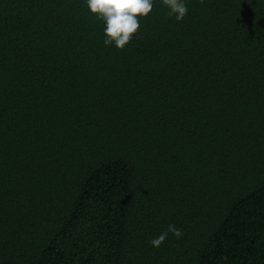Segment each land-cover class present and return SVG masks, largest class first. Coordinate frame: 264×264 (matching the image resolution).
I'll use <instances>...</instances> for the list:
<instances>
[{
    "label": "trees",
    "instance_id": "16d2710c",
    "mask_svg": "<svg viewBox=\"0 0 264 264\" xmlns=\"http://www.w3.org/2000/svg\"><path fill=\"white\" fill-rule=\"evenodd\" d=\"M187 2L0 0V264H264V0Z\"/></svg>",
    "mask_w": 264,
    "mask_h": 264
},
{
    "label": "clouds",
    "instance_id": "9594fccd",
    "mask_svg": "<svg viewBox=\"0 0 264 264\" xmlns=\"http://www.w3.org/2000/svg\"><path fill=\"white\" fill-rule=\"evenodd\" d=\"M157 0H85L87 9L96 19L103 21V44L124 49L137 35L141 20L146 19L154 10ZM167 8V15L182 21L188 13L187 0H159ZM182 236V230L172 224L165 231L152 238L149 243L159 247L168 237Z\"/></svg>",
    "mask_w": 264,
    "mask_h": 264
}]
</instances>
